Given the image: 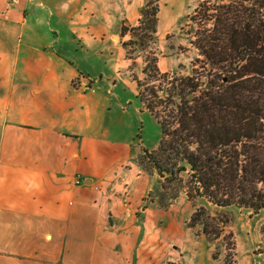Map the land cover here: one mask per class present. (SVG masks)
Wrapping results in <instances>:
<instances>
[{
	"label": "crops",
	"instance_id": "crops-1",
	"mask_svg": "<svg viewBox=\"0 0 264 264\" xmlns=\"http://www.w3.org/2000/svg\"><path fill=\"white\" fill-rule=\"evenodd\" d=\"M139 4L0 0V264L176 262L134 136L107 122Z\"/></svg>",
	"mask_w": 264,
	"mask_h": 264
},
{
	"label": "trees",
	"instance_id": "trees-1",
	"mask_svg": "<svg viewBox=\"0 0 264 264\" xmlns=\"http://www.w3.org/2000/svg\"><path fill=\"white\" fill-rule=\"evenodd\" d=\"M158 13L159 0H147L140 42L125 48L154 39ZM186 19L198 53L191 73H163L151 58L145 82L136 80V98L161 126L139 166L157 184L158 206L183 193L193 206L187 226L216 241L227 209L264 211V0H201Z\"/></svg>",
	"mask_w": 264,
	"mask_h": 264
},
{
	"label": "rangeland",
	"instance_id": "rangeland-1",
	"mask_svg": "<svg viewBox=\"0 0 264 264\" xmlns=\"http://www.w3.org/2000/svg\"><path fill=\"white\" fill-rule=\"evenodd\" d=\"M117 1L129 6L135 0ZM139 1L135 19H125L128 25H124L123 28H128V31L126 36H123L124 39L118 34L114 38V42H118V45L126 51V57L119 72L113 73L112 84L118 82V87L116 91H112L114 100L107 118L113 129L120 124L134 136L137 145L135 148L137 166L144 150L152 151L158 148L161 126L136 98V80L145 82L147 77L142 70L151 58L157 59L158 68L163 73L180 75L191 73L198 53L191 45L194 26L188 24L186 17L193 13L201 0H159L157 32L153 35L154 39L125 48L124 43L131 39H136L139 43V38L142 37V31L135 32V30L140 26L142 11L147 5V0ZM145 84L144 90L150 87V84ZM114 88L115 86L112 89ZM116 94L120 95L119 100ZM127 109L129 110L126 113ZM112 137L117 136L112 135ZM148 176L150 177L149 174ZM151 181V184L154 183L153 179ZM159 197V191H150L145 198L143 208L158 207L169 214L170 220L174 221L176 237L171 248L176 253V262L170 263L264 264V211L253 215L248 210H239L236 207L227 209L226 215L229 219L227 234L219 240L211 241L201 233L199 227L187 226L193 206L183 193L179 194L168 208L157 205ZM167 221L165 218L160 227L165 229ZM230 232L232 236H229Z\"/></svg>",
	"mask_w": 264,
	"mask_h": 264
},
{
	"label": "built area",
	"instance_id": "built-area-1",
	"mask_svg": "<svg viewBox=\"0 0 264 264\" xmlns=\"http://www.w3.org/2000/svg\"><path fill=\"white\" fill-rule=\"evenodd\" d=\"M76 184H80V181L77 180V181H76Z\"/></svg>",
	"mask_w": 264,
	"mask_h": 264
}]
</instances>
